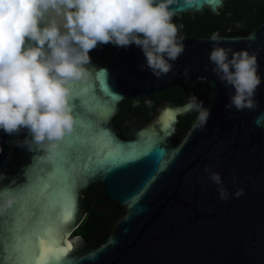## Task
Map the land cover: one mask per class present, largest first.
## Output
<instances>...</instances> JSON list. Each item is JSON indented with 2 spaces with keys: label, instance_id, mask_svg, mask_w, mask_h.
<instances>
[{
  "label": "water",
  "instance_id": "obj_1",
  "mask_svg": "<svg viewBox=\"0 0 264 264\" xmlns=\"http://www.w3.org/2000/svg\"><path fill=\"white\" fill-rule=\"evenodd\" d=\"M226 1L230 0H175L171 7L174 17L205 10L217 15ZM219 34L223 47L256 52L259 74L264 78V20L249 31L227 29ZM209 37H179L184 51L172 70L160 78L147 68L139 69L144 56L135 45L115 49L104 65L89 53L97 71L89 81L73 85L74 136L60 142L57 149L65 154L63 176L53 167L56 156L48 159L35 146L29 151L17 143L25 138V130L13 135L0 131V173L7 176L0 177V187H10L15 180L27 183L26 175L43 182L36 199L25 206L26 215L35 204L50 205L63 178L74 177L76 213L62 236L63 244H72L67 258L74 264H264V83L256 90L253 109L226 110L229 89L211 71ZM198 80L204 82L198 99L210 109L206 127L194 129L197 113L185 101L163 102L149 123L126 138L112 128V118L124 100L146 98ZM167 111L173 114L171 119L165 116ZM191 112L194 120L177 140L178 119ZM102 121L109 141L124 151L158 138L161 155L118 171L102 167L85 182L83 170L89 161L103 160L114 151L111 142L92 132ZM205 167L220 174L227 199H220L218 186L208 179ZM96 183L102 185L107 200L122 207L121 215L108 233L91 243L81 236L69 238L86 214L82 192ZM238 189L243 194L237 197ZM7 229L6 222L5 243Z\"/></svg>",
  "mask_w": 264,
  "mask_h": 264
},
{
  "label": "clouds",
  "instance_id": "obj_2",
  "mask_svg": "<svg viewBox=\"0 0 264 264\" xmlns=\"http://www.w3.org/2000/svg\"><path fill=\"white\" fill-rule=\"evenodd\" d=\"M174 2L0 0V131L13 135L25 130L18 144L29 151L35 146L48 159L54 158L76 123L73 85L89 81L97 71L89 53L98 45H135L144 56L141 71L147 68L157 78L168 74L184 51L178 37L183 25L173 22ZM222 39L217 32L211 34L208 59L212 73L229 89L225 108L253 109L256 90L264 83L257 53L223 47ZM188 107L197 113L194 129L206 127L210 109L203 101L192 96ZM204 171L218 186L220 199H227L220 174L208 167ZM0 177L7 179L2 173ZM242 194L240 189L234 193ZM14 203L12 189L0 187V214Z\"/></svg>",
  "mask_w": 264,
  "mask_h": 264
},
{
  "label": "snow or ice",
  "instance_id": "obj_3",
  "mask_svg": "<svg viewBox=\"0 0 264 264\" xmlns=\"http://www.w3.org/2000/svg\"><path fill=\"white\" fill-rule=\"evenodd\" d=\"M165 116L173 117L171 111ZM169 124L164 123V131L167 133ZM95 136L104 138L105 142H111L113 153L103 160L89 161L83 170L85 182L93 177L102 167L108 171H118L129 164L141 161L152 162L153 158L161 155V145L158 138L150 140L143 145H137L133 150L124 151L114 141H109V132L102 121L99 127L93 126ZM74 133L71 131L64 140L71 141ZM73 147H76L75 143ZM71 155V153H68ZM65 154L57 152L53 167L58 174L63 176L61 164ZM165 154L163 153L164 159ZM24 175H26L24 173ZM43 175V174H41ZM27 183L17 184L16 180L9 187L15 196V203L7 212L0 214V264H74L68 259V253L72 250V244H63V229L72 222L76 213V184L74 177H64L61 186L52 193V203L48 206L35 204L30 215L25 214V206L32 203L41 189L43 182L28 175ZM8 223V242L5 243L4 225Z\"/></svg>",
  "mask_w": 264,
  "mask_h": 264
},
{
  "label": "trees",
  "instance_id": "obj_4",
  "mask_svg": "<svg viewBox=\"0 0 264 264\" xmlns=\"http://www.w3.org/2000/svg\"><path fill=\"white\" fill-rule=\"evenodd\" d=\"M232 14V19L240 26L241 31H249L264 20V3L259 2H241V1H226L224 8L219 14L214 15L205 10L200 14H182L181 17H173V22L178 26L183 27L178 32V37H208L213 32H221L224 27L221 26L223 18ZM110 44L108 49L98 45L91 50L97 57H104L107 61L110 54L117 49ZM95 56V57H96ZM100 62L101 65L105 64ZM204 89L202 80L183 83L181 85L170 88L171 96L168 97L170 102H185L189 101L190 97H199ZM144 99V98H143ZM128 99L124 100L126 102ZM145 100V99H144ZM159 101L151 104L157 107ZM146 117L149 118L151 113L146 111ZM187 116H182L179 119V136L185 132L188 121L193 119L195 113H188ZM83 203L87 210V214L78 226L75 233L82 235L85 239L93 241L108 233L114 222L121 215L122 207L114 200H107L104 197L101 184H94L83 192Z\"/></svg>",
  "mask_w": 264,
  "mask_h": 264
},
{
  "label": "flooded vegetation",
  "instance_id": "obj_5",
  "mask_svg": "<svg viewBox=\"0 0 264 264\" xmlns=\"http://www.w3.org/2000/svg\"><path fill=\"white\" fill-rule=\"evenodd\" d=\"M231 17H232V14H228L223 18V21L221 23V26L224 27L223 31H225L227 29L238 30V31L240 30V28H239L240 26ZM109 46H110V44L101 45L102 48H106V49H108ZM90 55L99 65H101L100 62L104 61V59H103L104 57L103 58L101 56L97 57L95 55V53H93L92 51H90ZM106 62L107 61H105L103 63H106ZM169 90L170 89H168L167 91H164L162 93H158V94H155L152 96H148V97L144 98L145 100L143 98L142 99H128L126 102H122L120 112L116 116H114L112 118V121H111V126L115 130L116 134L120 138H126V135L135 133L137 130L141 129L143 126H145L147 123H149L150 119L152 118V113L156 110V108L160 104H162L163 102H170L167 100L168 97L171 96V92ZM155 101H159L158 105H157V107L156 106L153 107L152 108L153 110H151V104H153ZM146 111H149L151 113L149 118H147L145 115ZM191 113H194V112H191ZM185 116H187V115H185ZM179 119H180V117H179ZM179 119H178V123H177V127H176V139L177 140L181 139V137L186 133V131L189 129V127L191 126V124L194 120V118H193V119L188 121V125L185 129V132L183 133V135L181 134V136H179L180 135L179 130H178ZM96 184H100V183H96ZM83 192H82V194H83ZM83 199H84V194H83ZM83 205H84V203H83ZM86 214H87V210H86ZM86 214H85V216H86ZM85 216H84V218H85ZM84 218H83V220H84ZM82 221L80 222V224L82 223ZM76 229L69 235V238H72L75 236H81L86 242H89V243L92 242L90 240L85 239L82 235L76 234L75 233ZM93 241H95V240H93Z\"/></svg>",
  "mask_w": 264,
  "mask_h": 264
}]
</instances>
